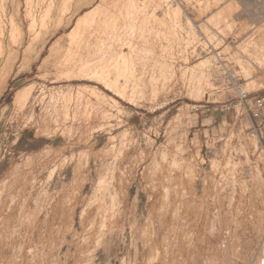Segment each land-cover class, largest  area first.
Segmentation results:
<instances>
[{"label": "rangeland", "instance_id": "rangeland-1", "mask_svg": "<svg viewBox=\"0 0 264 264\" xmlns=\"http://www.w3.org/2000/svg\"><path fill=\"white\" fill-rule=\"evenodd\" d=\"M264 8L0 0V264H264Z\"/></svg>", "mask_w": 264, "mask_h": 264}, {"label": "built area", "instance_id": "built-area-1", "mask_svg": "<svg viewBox=\"0 0 264 264\" xmlns=\"http://www.w3.org/2000/svg\"><path fill=\"white\" fill-rule=\"evenodd\" d=\"M251 5H259L264 8V0H247ZM264 111V98H258L254 102V108L252 110L253 117L258 118Z\"/></svg>", "mask_w": 264, "mask_h": 264}]
</instances>
